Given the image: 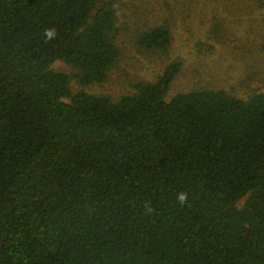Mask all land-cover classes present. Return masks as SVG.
<instances>
[{"label":"trees","instance_id":"1","mask_svg":"<svg viewBox=\"0 0 264 264\" xmlns=\"http://www.w3.org/2000/svg\"><path fill=\"white\" fill-rule=\"evenodd\" d=\"M115 23L106 0H0V264H264V90L168 97L172 61L89 92L118 61Z\"/></svg>","mask_w":264,"mask_h":264},{"label":"rangeland","instance_id":"2","mask_svg":"<svg viewBox=\"0 0 264 264\" xmlns=\"http://www.w3.org/2000/svg\"><path fill=\"white\" fill-rule=\"evenodd\" d=\"M115 10L119 58L89 92L113 98L151 81L179 61L168 97L199 88L222 89L245 98L264 90V0H106ZM170 29L166 47L148 49L138 37L151 27ZM52 68L75 72L63 61ZM76 89L75 80L71 82Z\"/></svg>","mask_w":264,"mask_h":264},{"label":"clouds","instance_id":"3","mask_svg":"<svg viewBox=\"0 0 264 264\" xmlns=\"http://www.w3.org/2000/svg\"><path fill=\"white\" fill-rule=\"evenodd\" d=\"M57 33L54 28H49L44 30V36L46 41L53 40L56 37ZM187 199V194L186 193H181L178 196V200L181 204H183Z\"/></svg>","mask_w":264,"mask_h":264}]
</instances>
